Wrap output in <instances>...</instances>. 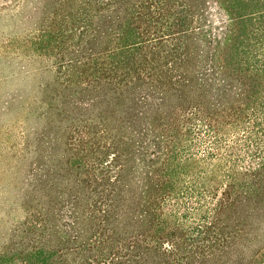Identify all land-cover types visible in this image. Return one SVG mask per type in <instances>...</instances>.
I'll return each mask as SVG.
<instances>
[{
	"label": "trees",
	"instance_id": "trees-1",
	"mask_svg": "<svg viewBox=\"0 0 264 264\" xmlns=\"http://www.w3.org/2000/svg\"><path fill=\"white\" fill-rule=\"evenodd\" d=\"M62 2L67 155L0 264H264V0Z\"/></svg>",
	"mask_w": 264,
	"mask_h": 264
},
{
	"label": "rangeland",
	"instance_id": "rangeland-1",
	"mask_svg": "<svg viewBox=\"0 0 264 264\" xmlns=\"http://www.w3.org/2000/svg\"><path fill=\"white\" fill-rule=\"evenodd\" d=\"M75 13L62 0H0V249L24 205H54L53 169L67 155L61 101L83 55Z\"/></svg>",
	"mask_w": 264,
	"mask_h": 264
}]
</instances>
